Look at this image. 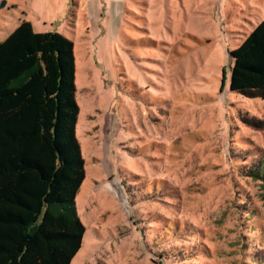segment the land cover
I'll return each instance as SVG.
<instances>
[{
	"label": "rangeland",
	"instance_id": "374dc122",
	"mask_svg": "<svg viewBox=\"0 0 264 264\" xmlns=\"http://www.w3.org/2000/svg\"><path fill=\"white\" fill-rule=\"evenodd\" d=\"M21 19L74 44L71 264H264V100L228 87L264 0H0V42Z\"/></svg>",
	"mask_w": 264,
	"mask_h": 264
},
{
	"label": "trees",
	"instance_id": "16d2710c",
	"mask_svg": "<svg viewBox=\"0 0 264 264\" xmlns=\"http://www.w3.org/2000/svg\"><path fill=\"white\" fill-rule=\"evenodd\" d=\"M18 22L0 42V264H71L85 234L76 197L86 178L74 44ZM229 56V90L264 100V21ZM252 176L264 182V167Z\"/></svg>",
	"mask_w": 264,
	"mask_h": 264
}]
</instances>
